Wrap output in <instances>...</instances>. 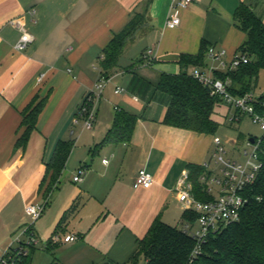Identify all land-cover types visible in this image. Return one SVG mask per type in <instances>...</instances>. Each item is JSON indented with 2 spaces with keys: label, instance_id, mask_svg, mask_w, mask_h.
<instances>
[{
  "label": "crops",
  "instance_id": "crops-1",
  "mask_svg": "<svg viewBox=\"0 0 264 264\" xmlns=\"http://www.w3.org/2000/svg\"><path fill=\"white\" fill-rule=\"evenodd\" d=\"M171 2L0 0V249L26 225L25 207L44 203L40 191L47 164L60 140H72V130L88 133L80 136L81 147H73L70 160L78 150L109 158L101 159L104 172L97 174L84 162L88 171L83 186L60 212L62 218L79 198V212L60 231L75 233L79 239L61 243L68 252L55 260L126 264L157 218L172 226L171 217H181L179 179L189 164L212 165L216 141L211 135L164 125L170 98L157 86L164 73L179 74L180 56L197 55L203 41L224 49L230 62L245 40L236 26V10L245 4L264 23V0H202L182 10L180 25L168 29ZM137 14H144L142 29L133 34L109 77H102L104 49ZM15 20H21L34 37L22 52L15 50L22 35ZM149 50H153L151 64L145 59ZM199 69L215 78L207 67ZM104 79L94 128L82 132L73 125L77 111ZM109 86L112 94L106 96ZM117 88L124 92L116 94ZM35 98L46 99L45 107L26 149L16 148L25 131L23 112ZM118 110L137 116L132 137L126 143H103ZM141 169L152 174V187L136 185Z\"/></svg>",
  "mask_w": 264,
  "mask_h": 264
},
{
  "label": "trees",
  "instance_id": "trees-1",
  "mask_svg": "<svg viewBox=\"0 0 264 264\" xmlns=\"http://www.w3.org/2000/svg\"><path fill=\"white\" fill-rule=\"evenodd\" d=\"M138 16L137 14L121 33L115 35L104 49L101 60L102 77L107 79L118 66L127 43L140 29L139 25L144 14L136 20ZM234 19L237 28L245 34V40L238 52L247 55L249 63L228 71H215L214 76L216 79L228 82V90L232 95L244 96L256 90L260 74L264 71V23L245 4L238 7ZM209 48V43L203 41L197 55L180 56L179 74L164 73L161 76L157 89L170 98L164 125L205 135H214L218 130V125L212 116L215 105L221 103L222 99L219 96H212L209 88L204 87L189 74L191 67H206L205 61ZM45 103L46 99L35 98L23 112L22 127L25 131L18 138L16 148L26 149ZM137 121V116L130 112L117 111L113 126L103 143L128 142ZM73 147L72 140H60L52 160L47 164L46 176L40 191L46 206L53 192L58 188L60 177L66 168ZM260 147V159L263 166L256 182L248 186L243 194L248 198V203L242 209L238 221L211 234L202 252L193 256L195 240L183 230L157 218L146 236L139 241L138 249L126 264H139L141 259L143 264H264V137L261 138ZM187 167L194 184L195 197L202 201H209L211 197L206 194L204 186L199 181L200 176L205 173V168L190 164ZM80 208L81 203L77 198L63 214L53 235L59 234ZM197 219L198 215L192 212L185 211L181 215L184 223L194 224ZM57 245L51 237L45 248L51 252Z\"/></svg>",
  "mask_w": 264,
  "mask_h": 264
},
{
  "label": "built area",
  "instance_id": "built-area-1",
  "mask_svg": "<svg viewBox=\"0 0 264 264\" xmlns=\"http://www.w3.org/2000/svg\"><path fill=\"white\" fill-rule=\"evenodd\" d=\"M201 2L202 0H172L170 14L165 27L168 29L178 27L181 22L180 12L194 3ZM32 13L35 14V11ZM14 25L22 31L20 39L15 44V50L19 52L25 51L33 43L34 37L25 29V24L21 20H15ZM207 55L219 62L220 71L236 69L240 65L249 63L247 55L240 52H237L233 59L227 62L225 60L227 52L214 46L209 48ZM145 59L148 63H152L153 50L147 52ZM189 74L204 87L209 88L212 96H219L223 102L230 106L233 111L230 122H239L243 115H247L264 132V94L256 95L255 91H252L244 96H234L228 90V82L210 77L198 67L192 68ZM42 78L43 76L39 81ZM106 82V79L100 81L95 89L86 96L77 111L73 125L79 127L82 132L92 131L94 128ZM123 92V88H117L115 91L116 94ZM70 134L71 136L76 135L74 130ZM253 139L254 142L246 139L245 146L241 150L245 161L227 158L222 142L220 140L216 141V148L212 154V162L215 167L211 169L209 163L203 165L205 173L199 178L200 183L204 186V191L211 197L209 201H202L195 197L194 184L189 171L184 172L179 179L176 193L179 203L183 206V212L187 211L198 215V219L194 224L185 223L183 229L196 242L193 256L202 252V248L211 234L240 219L241 211L248 203V198L243 194L248 186L256 182L263 166V162L260 159L261 138ZM104 163L108 164L109 161L104 160ZM84 175L85 169L81 168L73 181L81 183ZM153 184L152 174L146 169L139 170L136 177V185L150 188ZM213 186L216 188L214 189ZM45 207V203L44 205L30 204L25 207V213L29 216L32 223L22 227L13 236L11 243L2 252L0 264H30L29 260L32 252L37 250L41 244L34 233L33 226L43 215ZM78 239L79 237L75 233H59L52 236L55 244L74 243ZM50 264L62 263L53 260Z\"/></svg>",
  "mask_w": 264,
  "mask_h": 264
},
{
  "label": "rangeland",
  "instance_id": "rangeland-1",
  "mask_svg": "<svg viewBox=\"0 0 264 264\" xmlns=\"http://www.w3.org/2000/svg\"><path fill=\"white\" fill-rule=\"evenodd\" d=\"M138 15L139 16L137 17L136 20H139L141 14H138ZM142 24H143V21L140 22V25H139L140 29H142V26H141ZM137 31H139V29ZM134 50H137V46L134 47ZM208 59H210L212 63H210ZM225 60H228V57L225 58ZM205 66L208 69L207 71L214 72V71L221 70L219 66V62L216 60H213L210 57L206 58ZM108 92L112 94V86H109L107 88L106 96ZM255 93L256 95L264 94V71L261 72L260 74L258 86L255 90ZM141 104H143V102H141ZM232 114H233V111L230 109V106L227 103L222 101L221 103H218L215 105L212 118L214 122L218 125V130L216 131L214 135H211V136L214 138V141L220 140L222 142V146L224 147V150L226 151L227 158H232L238 161H245V158L243 157L242 151H241L242 148L245 146V140L250 139V138L260 139L264 136V132L260 129L258 125L254 124L252 120L250 119V117L247 115H243L241 118V121L239 122L238 121L230 122L229 120ZM87 133L88 132L81 133L79 130H77L76 136L72 138V141H74V149H77V146L79 145L78 139L80 138V136L83 134L86 135ZM69 138L70 137H67V139ZM78 147H81V144ZM70 157L68 159L66 168L62 176L60 177L58 188L53 192L50 202L45 207V211L43 215L41 216V218H39L34 223L33 230H34L36 237L41 242V244L38 246L37 250H35L31 254L30 259H32V261L30 262V264H50L53 260L60 259V256L62 254H66L68 252V249H69L68 246H63L62 244H58L57 247L53 251L48 252L45 248V243H47L50 240V238L52 237L54 233L57 223L59 219L61 218L60 216L62 213L60 214V212L64 204L69 200L71 194L75 190L83 186V183H75L73 181L74 177L79 174V170L81 168L85 169V174H86V172L88 171V168H90L94 170L95 174L102 173L104 172V168H103V165L101 164V159L109 158L108 156L105 157L103 155H101L100 157H96V156L94 157V154L90 153V151L83 152V150H78L71 160H70ZM84 162L88 164L89 166L88 168L86 167V165L83 166ZM213 167H214V163L212 162L211 169ZM213 188L215 189L216 187L213 186ZM40 204L44 205V203H40ZM179 211H183L182 205H180ZM171 218H172L171 225L173 227H177L178 229H181V230L184 229L185 223L181 220V217L179 215L176 214L175 217H171ZM24 219L26 221L25 226L32 223L30 218L26 214L24 216ZM72 223H70L68 227H72L73 225ZM12 238L13 236H11V240ZM3 250L4 249H0V257L2 255ZM139 264H143L142 259L140 260Z\"/></svg>",
  "mask_w": 264,
  "mask_h": 264
},
{
  "label": "water",
  "instance_id": "water-1",
  "mask_svg": "<svg viewBox=\"0 0 264 264\" xmlns=\"http://www.w3.org/2000/svg\"><path fill=\"white\" fill-rule=\"evenodd\" d=\"M251 141L254 142V139L252 138Z\"/></svg>",
  "mask_w": 264,
  "mask_h": 264
}]
</instances>
